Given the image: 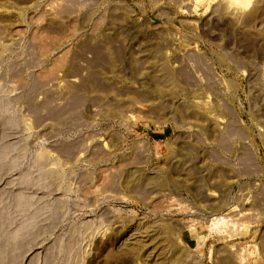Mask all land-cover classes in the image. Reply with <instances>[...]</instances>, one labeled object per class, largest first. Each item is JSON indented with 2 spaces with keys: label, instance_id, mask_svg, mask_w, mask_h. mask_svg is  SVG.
Returning a JSON list of instances; mask_svg holds the SVG:
<instances>
[{
  "label": "rangeland",
  "instance_id": "obj_1",
  "mask_svg": "<svg viewBox=\"0 0 264 264\" xmlns=\"http://www.w3.org/2000/svg\"><path fill=\"white\" fill-rule=\"evenodd\" d=\"M0 219V264H264V0H0Z\"/></svg>",
  "mask_w": 264,
  "mask_h": 264
},
{
  "label": "crops",
  "instance_id": "obj_2",
  "mask_svg": "<svg viewBox=\"0 0 264 264\" xmlns=\"http://www.w3.org/2000/svg\"><path fill=\"white\" fill-rule=\"evenodd\" d=\"M6 224L5 219H0V226Z\"/></svg>",
  "mask_w": 264,
  "mask_h": 264
},
{
  "label": "bare ground",
  "instance_id": "obj_3",
  "mask_svg": "<svg viewBox=\"0 0 264 264\" xmlns=\"http://www.w3.org/2000/svg\"><path fill=\"white\" fill-rule=\"evenodd\" d=\"M245 1V0H244ZM241 3H244V2H241ZM77 100H79V98L77 99ZM73 102V101H72ZM74 105V104H73Z\"/></svg>",
  "mask_w": 264,
  "mask_h": 264
}]
</instances>
